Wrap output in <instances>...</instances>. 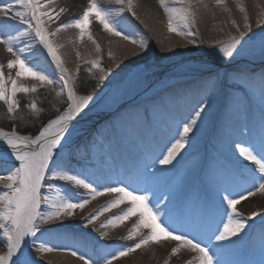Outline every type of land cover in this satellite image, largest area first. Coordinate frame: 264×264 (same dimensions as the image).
<instances>
[{"label":"bare ground","instance_id":"1","mask_svg":"<svg viewBox=\"0 0 264 264\" xmlns=\"http://www.w3.org/2000/svg\"><path fill=\"white\" fill-rule=\"evenodd\" d=\"M227 1L229 0H225L224 5L221 4L226 8L217 9L215 7L221 5H217L215 0H166L169 7L179 9L182 14H187L190 7L194 26H179L194 35L178 36L169 32V16L160 6L159 0H133L132 11L126 10L125 5L116 0H97L99 5L109 10V19L114 26L138 41L143 40L148 45L146 50L106 32L98 27L99 22L94 18H90L89 25L91 40L81 41L79 29L75 27L49 37L57 48V54L63 60V67L67 69L68 75L71 76L68 70H76L81 63L99 59L106 73L111 75L105 83L113 84L109 91L101 94L97 101H91L88 108L71 122L69 143L64 145L62 141L63 151L56 150L61 162L81 173L97 187L119 185L134 191L136 180L143 179L145 173L149 174L144 191V195L149 197V206L157 211L155 203L158 198L164 197L160 200L159 208L163 222L170 228L171 222L176 223L177 227L172 229L194 241L204 239L202 234L207 225L214 228L220 223L226 208V202H223V208L220 207L221 197L239 195L248 187L245 184L240 187L239 182V190H231L222 172L209 163L207 155L211 154L212 159L228 161L231 168L237 163L251 167V162L245 161L238 154L234 155V145L244 139L240 135L242 129L247 133L248 128L258 127L264 116V107L261 112L247 105L248 96L243 88L252 91V103L264 102V56L260 54L264 42V21L256 19H264V0H232L234 4L229 5ZM88 3L89 0H55L52 7L57 11L62 8L64 12L55 22L44 18L48 32H55L59 25L80 18ZM4 19L0 15V21ZM11 23L19 22L13 20ZM246 23L251 27H245ZM19 27L24 30L26 25L19 24ZM3 31L14 32V29L5 28ZM233 37L241 40L243 45L238 46L237 50L243 47L244 52L240 56L234 54V58L225 57L219 49L230 43ZM86 38L88 36L84 37ZM14 46L25 48L24 55L29 57L31 64L50 77L57 79L60 76V69L32 35L16 40ZM13 59L15 57L7 51L6 45L0 44V65H4L6 80L9 75L16 79L18 69L9 70L6 66ZM239 68L243 72L241 76L226 77V71ZM230 80L239 83L240 88H229L226 84ZM72 81L75 87L74 77ZM17 83L18 86L29 88L40 84L27 76L19 78ZM21 94L18 93L17 97ZM77 94L86 96L79 92ZM204 99H209L208 105L196 118L194 110ZM243 105L244 108L239 107ZM252 107L258 108L255 104ZM148 112H156L159 119L154 128ZM190 117L196 119V125L186 138V147L171 164L160 163L162 156L166 155V148L177 136L178 126ZM162 122L168 130L164 129ZM226 123L230 125L229 128ZM1 125L9 128L5 123ZM113 125H117L118 130L113 129ZM226 128L236 133V136L229 135ZM93 131L98 132V138L93 140L96 149H105L104 152L108 153V158H100L108 160L113 169L111 177L116 176L110 184L105 180L101 182L98 178L89 177L86 173L85 167L91 165L89 162L98 167L92 171L95 176H101L100 171L104 170L99 158L87 148V143L92 141ZM19 132L25 134L23 130ZM120 137H124V142ZM65 139H69L68 134ZM210 143L216 144L217 148L211 149ZM103 144H106V148ZM82 148L85 149V154L81 153ZM70 156L81 161L71 163L68 158ZM131 159L139 172L131 167ZM148 163L150 164L146 166V170L145 165ZM18 164L11 150L0 143V175L11 174ZM123 172L126 176L124 178L121 177ZM233 177L238 181L235 174ZM7 183V180H0V195L7 191ZM47 183L60 184L73 200L90 199L87 189L71 186L64 181L46 180L45 184ZM151 193L154 195L151 196ZM113 199L115 196L111 194L99 196L91 200V203H96L95 206L90 208L89 203L86 205L89 207V215L80 214L86 210L85 207L82 211L77 209L73 217L62 222L41 226L42 231L59 229L47 237L48 244L55 246L57 251L37 252L31 246L32 237L25 238L21 250L34 257L37 264H84L83 260L72 256L70 250L97 261V264H103L104 258H110L112 253L118 252L122 247L134 245L140 239L139 235L134 240L125 239L137 222V217H131L117 226H103L116 215L122 214L127 209V204L105 212L103 218L93 226L85 225L88 218L107 207ZM211 202L218 213L211 212ZM43 207L45 206L42 205ZM2 209L3 205H0V210ZM237 211L245 218L246 227L231 241H213V244L226 246L221 247L219 258L225 264H264V193L257 192L247 200H241ZM253 212H259L260 215L248 220L247 217ZM169 215L171 220L167 219ZM229 215H232L230 210ZM105 232L108 233L107 236L102 235ZM143 233L147 234V230H143ZM5 239L0 232V255H5L7 251ZM174 246L175 242L150 243L126 257L114 260L113 264H198L196 254L186 249H182L178 256H171ZM216 258L214 256V261Z\"/></svg>","mask_w":264,"mask_h":264},{"label":"snow or ice","instance_id":"2","mask_svg":"<svg viewBox=\"0 0 264 264\" xmlns=\"http://www.w3.org/2000/svg\"><path fill=\"white\" fill-rule=\"evenodd\" d=\"M117 3L124 4L126 10L132 11L133 0H116ZM217 5H221L225 0H215ZM55 0H0V15L5 17L0 21V44L6 45L7 51L15 57V59L7 62L9 70L16 68V79L11 75H4V65H0V102L6 106V118L10 122L20 121L21 104L17 99L18 93H36V87L18 86L17 81L21 77H31L34 80L53 86L57 81L44 73L38 67L31 64L28 56H25V48H16L15 42L25 35H32L34 40H38L39 44L46 50V54L51 57L52 62L60 69V88L57 91L54 87L51 91L55 92L57 98L63 97L66 107L61 111L56 109L57 115L43 125L36 136L22 135L15 125L10 130L0 128V143H3L11 150V154L15 160L19 162L11 174L0 175V180H7L5 185L7 191L0 195V232L5 239L6 254L0 255V264H37V261L29 253L22 251V246L26 237H32V247L37 252L51 253L57 251L55 246L49 245L47 237L58 232V228H49L45 231L41 230L42 225L53 224L58 221L71 218L75 215L76 210H83L91 200L99 196L111 194L115 199L95 215L85 221V225L94 223L101 215L111 209L118 208L127 204V209L122 213L113 217L108 224L117 226L123 224L131 217H137V222L129 231L125 239L134 240L139 235L140 239L131 246L122 247L118 252L112 253L110 258H104L103 264H113V261L128 256L130 253L136 252L150 243L160 244L161 241L175 242V246L171 249V256H178L182 249H186L195 253V259L198 264H225L219 258L218 253L220 244H213V241H231L233 237H237L246 227L245 218L238 213L237 205L241 200H247L249 196H254L257 192L264 193V116H262L258 127L254 126L241 130L240 135L243 140L238 141L235 147V154L243 157L245 161L251 162V167L237 163L236 171L247 182L248 187L239 195H223L221 197L220 207L226 208L223 211L220 223L213 228L207 225L206 231L202 234L204 239L189 238L183 233H176L172 228L163 222L160 212V200L157 199V211L149 206V197L147 195H137L129 190L126 186L108 185L104 187L94 186L87 181L81 173H78L61 162V158L57 149L63 151L62 141L64 145L69 143L71 139L69 125L76 120L78 116L88 108L93 100L92 95L80 96L77 94L72 77L68 75L67 69L63 67V60L57 54V48L54 47L50 36L56 35L57 32L75 27L79 29V39L83 41L85 35L88 39H92L89 32L90 18H94L106 32L114 36H118L123 40L138 45L141 49L146 50L148 45L143 40H136L133 37L118 30L113 22L109 19V10L104 9L97 3V0H89L88 6L83 15L69 23L59 25L55 32L49 33L46 27L45 17L47 21L55 22V20L64 12V9L56 10L52 5ZM160 6L168 14V30L176 35H194L191 31H184L179 25L186 24L194 26L190 7L187 14H182L179 9L171 8L167 5L166 0H159ZM243 11V9H241ZM135 15V12H132ZM13 20L18 24H12ZM19 24L26 25L22 30ZM250 28V24H245ZM5 28L14 29V32L3 31ZM30 29V31H28ZM15 33H19L16 35ZM243 36V33H241ZM239 38L233 37L231 42L219 50L225 57L234 58L240 56L244 52ZM97 45V51H99ZM261 56H264V44L261 46ZM111 55V54H109ZM91 72L96 69L99 72H105L99 59L88 61ZM242 75V74H237ZM10 82V87H9ZM206 105L201 104L194 110L196 118L205 111ZM24 111L31 114H39L44 109L38 107L36 99H30L29 103L24 105ZM86 115V114H85ZM196 125L195 118H189L178 126L177 136L166 148V155L162 156L160 163L168 165L180 154L188 143L187 137L193 131ZM68 134L69 139H65ZM55 157V158H54ZM64 181L71 186L87 189L90 199L80 201L73 200L65 189L56 183H47L45 181ZM42 189H45L42 192ZM227 191V189H225ZM42 205L45 207L42 208ZM229 210L232 215H229ZM260 215L259 212H253L247 217L248 220ZM171 220V216L167 217ZM226 220V222H225ZM63 227V225H61ZM222 228V230H221ZM147 230V234L143 233ZM39 234V235H38ZM107 236L108 233H102ZM234 242V241H233ZM72 256H76L83 260L84 264H97V261L91 258H85L75 250H70ZM214 256L217 257L214 261Z\"/></svg>","mask_w":264,"mask_h":264},{"label":"rangeland","instance_id":"3","mask_svg":"<svg viewBox=\"0 0 264 264\" xmlns=\"http://www.w3.org/2000/svg\"><path fill=\"white\" fill-rule=\"evenodd\" d=\"M227 3L229 5V4L233 3V2H232V0H229V1H227ZM223 5H221L219 7L216 6L215 8H217V9L220 8V7L226 8V6H223ZM256 19L264 21V19H261L259 17L258 18L256 17ZM97 24H98V27L100 26L101 28H103L102 25H100L99 23H97ZM85 36H87V35H85ZM260 40H262V36L260 37ZM83 41H88V38L83 39ZM263 44H264V42H263ZM241 45H243V44H241ZM247 45H249V44H247ZM90 67H91V65L88 63V61L85 62V63H81L80 66H78L76 70H72V76L71 77L75 78V87H76L75 90L78 89L77 79L80 76L82 77V79L84 78L85 81L88 84L89 83H95L96 85H95V87L93 89H90L88 92H85L82 95H92L93 96V100L92 101H97L102 96L101 94H104L106 91H109L113 87V84H106L105 83V80L107 78L108 79L111 78L110 73H106V71L105 72H99L96 69H93L91 72H89L88 69ZM102 67L104 68L103 65H102ZM68 72H69V70H68ZM107 74H109V75H107ZM225 74L228 77H231L232 75H237V74H235L232 71H227ZM51 78H53V79H55L57 81V83L55 85L49 86V85H46V84H41V82H40V84L38 86H36V88H37V92L36 93H29V94L22 93L21 95H19L17 97V99L20 101V104H21V108H22L21 119L24 121V123H21L20 121L10 122L6 118V106L3 105L2 102H0V128H2L4 130H10L12 128V126L15 125L16 128H17V131H19V130L22 131L23 130V132L26 131L25 134H23V135H28V134L30 135V133H28L29 129H32V128L36 129L37 128L36 130L38 131L39 129H41L43 127V125L46 122H48L50 119L54 118L58 114L56 109L59 108L60 110H62V106L65 105V103L63 102V99H64L63 97L57 98L56 95H55V92L51 91V89L53 87L57 91L59 90V88H60V81L58 79L59 77L57 79H56V77H51ZM186 78H184V79H186ZM180 81H182V80H180ZM226 85L229 86V88H230V86L231 87L238 86L233 80H230ZM30 99H36L38 107H42L44 109V111H42L39 114H31V113H28V112L24 111V105L29 103ZM208 102H209V99H204L203 101H201V103L197 107L201 106V104L207 106ZM148 114H149V116L152 115V113H148ZM153 114L155 116L157 115L156 112H154ZM1 123H5L6 126H9V128L6 129L3 125H1ZM37 126H39V127H37ZM35 129H33V130L35 131ZM211 145L216 146L214 143H210V146ZM81 151H83V150L81 149ZM208 156L211 157V154L208 155ZM209 162L211 164H213V165H216V163H213V161L210 160V159H209ZM218 163H221V161H218ZM217 166L223 167V165H218V164H217ZM222 172H223V176L224 177L228 176V173H226L224 170ZM87 174H89V175L91 174L92 175V173H90V172L87 173ZM110 182H112V180ZM135 194L144 195V191L143 190H139ZM153 202H154V200H153ZM89 204H90L89 205L90 208L92 206L96 205V203H91V202ZM155 206H156V203H155ZM88 208L86 207V210L80 212V214L84 215V216L89 215V212L87 210ZM103 216L104 215H101L94 223L89 224L88 227H91V226H93V224H96L101 218H103ZM84 228H86V226H84ZM96 240H99V239L97 238Z\"/></svg>","mask_w":264,"mask_h":264},{"label":"trees","instance_id":"4","mask_svg":"<svg viewBox=\"0 0 264 264\" xmlns=\"http://www.w3.org/2000/svg\"><path fill=\"white\" fill-rule=\"evenodd\" d=\"M79 87H80V90L81 91H83V92H85V91H88L91 87H93V85H88L87 86V83H86V81L84 80V79H81L80 81H79ZM49 119V118H48ZM48 121V120H47ZM47 123V122H46ZM45 123V124H46ZM2 124V123H1ZM13 127V126H12ZM37 127H39V126H37ZM33 129H35V128H32V129H29L28 130V133L30 132V133H34V134H36V133H38L39 132V130L37 131L36 129H35V131L33 130ZM26 132V131H25Z\"/></svg>","mask_w":264,"mask_h":264}]
</instances>
